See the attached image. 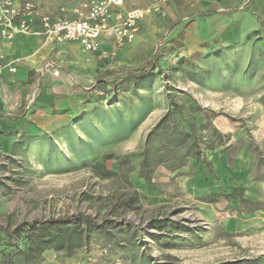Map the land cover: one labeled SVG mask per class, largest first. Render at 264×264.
Returning <instances> with one entry per match:
<instances>
[{"label": "rangeland", "instance_id": "rangeland-1", "mask_svg": "<svg viewBox=\"0 0 264 264\" xmlns=\"http://www.w3.org/2000/svg\"><path fill=\"white\" fill-rule=\"evenodd\" d=\"M87 1L36 0L59 16ZM134 10L143 14L131 40L43 59L83 97L52 106L0 155V264H264V0H122L110 23ZM172 101L202 156L146 179L138 154ZM98 161L115 173L98 177ZM233 189L249 205L227 199ZM69 214L108 232L69 252L19 253L20 227Z\"/></svg>", "mask_w": 264, "mask_h": 264}, {"label": "crops", "instance_id": "crops-1", "mask_svg": "<svg viewBox=\"0 0 264 264\" xmlns=\"http://www.w3.org/2000/svg\"><path fill=\"white\" fill-rule=\"evenodd\" d=\"M39 12L46 13L48 10L42 11L39 5ZM64 16L76 17L73 11ZM107 44L103 38L101 49L107 48ZM79 45L72 42L45 44L43 38L35 35L18 34L13 40L0 38V62L16 67L15 73L5 70L0 75L1 156L13 153L22 137L33 135L39 128L41 117L48 114L52 106L57 109L70 105L71 100L81 101L83 92L73 84L67 73L60 72L54 76L47 72L41 76L38 72V68L47 62L43 61L47 56L66 59V56L70 57L74 51H78ZM33 89L35 97L32 104L28 105L27 100Z\"/></svg>", "mask_w": 264, "mask_h": 264}, {"label": "trees", "instance_id": "trees-1", "mask_svg": "<svg viewBox=\"0 0 264 264\" xmlns=\"http://www.w3.org/2000/svg\"><path fill=\"white\" fill-rule=\"evenodd\" d=\"M146 70L147 68L140 70L137 75L128 74V77L141 76ZM171 106V110L148 132L144 148L138 154L140 158L139 174L146 179L149 176L148 173L155 166L164 165L174 170L187 164L190 157L200 158L202 156L203 143L201 144L196 134L186 129L182 124L183 116L179 104L172 101ZM226 138L221 132L215 133L214 136V139L221 145ZM213 142L210 141L205 148L212 147ZM118 163L120 169L123 164H127L122 157L118 158ZM93 168L96 175L101 178H108L115 173L108 169L102 161L94 163ZM132 168L130 165L126 171H131ZM224 195L227 199L238 201L243 207L251 202L239 189H233ZM217 196L213 193L211 200H215ZM152 222L155 227H164L162 224L164 221L153 220ZM102 232H108L103 223L96 224L88 216L78 214L27 224L20 227L19 235H17L24 238L25 246L20 249L19 253H22L27 259H31L47 248L69 252L84 246L92 236Z\"/></svg>", "mask_w": 264, "mask_h": 264}, {"label": "built area", "instance_id": "built-area-1", "mask_svg": "<svg viewBox=\"0 0 264 264\" xmlns=\"http://www.w3.org/2000/svg\"><path fill=\"white\" fill-rule=\"evenodd\" d=\"M121 3L122 0H88L72 10L76 17L69 18L49 12L40 13L36 0H0V38L13 40L18 34L35 35L58 43H77L88 52H103L101 45L105 37L113 35L117 42L131 40L137 21L143 14V10L129 11L125 17L115 13L119 22L112 25L110 16ZM5 70L15 73L16 67L0 62V75ZM38 72L42 76L57 71L47 61L38 68ZM34 97L33 89L28 105L32 104Z\"/></svg>", "mask_w": 264, "mask_h": 264}]
</instances>
